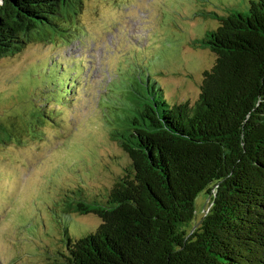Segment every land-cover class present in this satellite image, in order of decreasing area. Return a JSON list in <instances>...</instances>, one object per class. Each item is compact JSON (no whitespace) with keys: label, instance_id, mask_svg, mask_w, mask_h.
Returning a JSON list of instances; mask_svg holds the SVG:
<instances>
[{"label":"trees","instance_id":"trees-1","mask_svg":"<svg viewBox=\"0 0 264 264\" xmlns=\"http://www.w3.org/2000/svg\"><path fill=\"white\" fill-rule=\"evenodd\" d=\"M83 8L84 0H0V59L34 42L77 41ZM198 14L217 22L193 41L216 56L198 99L172 103L138 60L112 84L110 136L128 163L105 192L79 187L60 200L65 250L56 246L47 264H264V0H203ZM84 62L45 60L25 77L39 88L34 101L49 103L36 107L41 122L82 89ZM9 130L0 122V142L14 138ZM201 192L210 205L191 225ZM78 213L102 222L77 238Z\"/></svg>","mask_w":264,"mask_h":264},{"label":"rangeland","instance_id":"rangeland-1","mask_svg":"<svg viewBox=\"0 0 264 264\" xmlns=\"http://www.w3.org/2000/svg\"><path fill=\"white\" fill-rule=\"evenodd\" d=\"M205 1L217 5L228 0ZM202 3L84 0L78 19L83 36L77 41L34 42L21 53L0 59V98L6 99L0 122L14 135L11 141L0 142V264H47L45 259L56 246L65 250L59 246L60 200L79 187L96 193L115 186L128 158L110 136L114 123L104 100L108 102L112 84L136 70L138 61L144 62L142 68L151 74L152 82L159 85L161 80L172 103L193 104L198 99L204 72L216 57L193 45L206 28L217 26L215 20L196 15ZM67 57L85 61L82 89L69 95L70 104H53L58 110L55 120L41 122L43 115L36 107L49 110V103L34 101L36 94L30 93L39 88L34 91L25 77L32 72L36 78V68L45 60ZM156 72H162L160 79ZM19 86L27 90L18 93ZM45 86L40 96L49 93L46 82ZM209 205L208 194H198L191 225ZM101 222L96 215L78 213L70 223L85 231V235L77 231L81 238Z\"/></svg>","mask_w":264,"mask_h":264},{"label":"bare ground","instance_id":"bare-ground-1","mask_svg":"<svg viewBox=\"0 0 264 264\" xmlns=\"http://www.w3.org/2000/svg\"><path fill=\"white\" fill-rule=\"evenodd\" d=\"M34 179H35V177H34ZM32 184V183H31ZM35 186V185H34Z\"/></svg>","mask_w":264,"mask_h":264}]
</instances>
